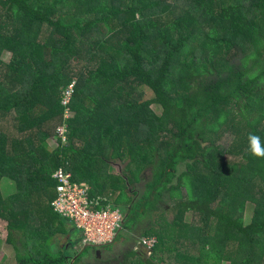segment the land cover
<instances>
[{"label":"trees","instance_id":"1","mask_svg":"<svg viewBox=\"0 0 264 264\" xmlns=\"http://www.w3.org/2000/svg\"><path fill=\"white\" fill-rule=\"evenodd\" d=\"M0 18L8 244L16 231L38 252L67 234L51 207L53 175L64 169L123 213L115 242L156 238L152 255L132 250L119 264H264V158L247 151L249 133L264 145V0H0ZM73 82L67 143L55 144ZM133 82L154 98L131 103ZM221 131L233 138L228 148L216 141ZM119 164L125 170L111 174ZM167 210L174 219L157 220ZM70 254L19 261L72 264Z\"/></svg>","mask_w":264,"mask_h":264},{"label":"built area","instance_id":"2","mask_svg":"<svg viewBox=\"0 0 264 264\" xmlns=\"http://www.w3.org/2000/svg\"><path fill=\"white\" fill-rule=\"evenodd\" d=\"M77 83L73 82L64 91L62 106L66 109L64 117L55 130V139L60 138L64 144L67 143V122L73 117L68 107L71 104ZM56 187V197L51 203L53 212L67 220L83 235L84 246L100 248L112 245L119 234L123 231L124 217L120 210H115L108 205L102 207L104 201L100 198L91 199L90 189L86 184L73 182L72 174L59 169L53 175ZM101 207L102 209H98ZM157 243L156 238L143 239L140 247L144 248L150 255Z\"/></svg>","mask_w":264,"mask_h":264},{"label":"rangeland","instance_id":"3","mask_svg":"<svg viewBox=\"0 0 264 264\" xmlns=\"http://www.w3.org/2000/svg\"><path fill=\"white\" fill-rule=\"evenodd\" d=\"M184 7H187V4H185ZM2 19V18H0ZM5 20V19H2ZM8 22V21H3V26L4 23ZM166 32L168 33V35L173 34V32L170 31L169 28L166 29ZM11 58L10 53L6 52V54H3L2 59L3 61H9ZM78 81V80H77ZM79 82V81H78ZM128 87L131 88V92L129 93L130 96V101L131 103L134 104H142L145 102H148L150 100H152L154 98V94L152 93V91H150L148 88L139 85L137 82H133L128 84ZM230 104H228L229 106ZM233 109V107H231ZM154 110L156 112V114H158L159 116L162 115V111L161 108L159 107H154ZM60 121H56V123L54 124L55 126H53V131L51 133L52 137H55V132L54 130L57 129V127L59 126ZM56 128V129H55ZM218 137H216V141L218 144H221L223 146H225L226 148H228L231 144V142L233 141V138L231 136L230 133L228 132H219V134L217 135ZM242 139V138H241ZM241 139H239L238 141H240ZM52 149L56 148V145L52 142L51 145ZM126 165H121L119 164L118 167L113 166L112 168L109 169V172L113 175H117L119 174L122 170H125ZM201 173L204 172V170H200ZM150 177V175L148 176ZM141 184V183H140ZM144 186V183L141 184V187ZM2 189L5 195H10L14 192L12 185H2ZM185 191V190H184ZM184 196L187 198V194L185 193ZM120 203H124L125 199L124 198H118ZM115 202V200H114ZM168 215L167 214H161L157 220L160 219H164L166 221V223H169L170 220H173L174 217L170 214L171 210H167ZM252 215V209H248L247 212L244 214V219L248 222L251 218ZM188 218H186V220L188 222H191L194 220V214H188L187 215ZM7 222H0V230L2 231V234L0 235V240H1V244H0V264H15V261L17 262L16 257L14 252L12 251V245H5L4 242L7 240L8 238V230L5 229V227L7 226L6 224ZM139 231L141 232V229H139ZM14 234V239L20 240L24 242V237H21L19 235L18 232L13 231ZM139 238L135 237L133 235V240L130 239V237H124L121 240H118L117 242H115L111 248L110 251L108 250H101L100 254V259L96 260L95 259V251H93L94 253L88 256L83 257L82 262L80 264H119L122 255L126 252L132 251V250H136L135 247L136 245L134 244L136 240H138ZM43 242V241H41ZM16 244L14 243L13 246H15ZM51 243L49 242V248L46 247L43 243H42V247L40 248V250L35 249L36 247L25 241L24 242V247L23 244H18L17 247L22 251V257L26 260H28L29 262H33L36 261V259L38 257H41L42 260L44 261V259H47L46 261H48V258H50L51 256L54 258L55 256H57L59 253L62 254L64 253V248L62 246V243H53L52 247V251H51ZM59 245L62 246V248H59ZM82 250V248H80V250H78V252H80ZM147 253V252H146ZM144 253V255L146 254ZM149 255V254H147ZM3 258H5L3 260ZM57 259V258H56ZM119 262H118V261ZM123 263V262H121ZM137 264H140L139 260H136ZM172 260L169 261L167 260V264H171ZM178 264V263H176ZM226 264V263H224Z\"/></svg>","mask_w":264,"mask_h":264},{"label":"crops","instance_id":"4","mask_svg":"<svg viewBox=\"0 0 264 264\" xmlns=\"http://www.w3.org/2000/svg\"><path fill=\"white\" fill-rule=\"evenodd\" d=\"M66 229H67V234L64 235V236L63 235H58V237L54 240V243H59L60 241H62L64 239L65 240L64 244L68 245L69 246V249H68L69 252H72V240L70 241L67 238H69V237L71 238L73 235H75V236L72 237L73 241H78V247L83 249L84 246H82L83 238H82L81 232H79L77 229H75V227L73 225H71V224H68L66 226ZM4 244L8 245L7 240L5 241ZM15 244L18 245V244H22V243H21L20 240H17V241L15 240ZM14 254H15V257H16L15 260H17V262L15 261V264H21V262L19 261V254L18 253L17 254L14 253ZM4 259L5 258H3V260Z\"/></svg>","mask_w":264,"mask_h":264},{"label":"flooded vegetation","instance_id":"5","mask_svg":"<svg viewBox=\"0 0 264 264\" xmlns=\"http://www.w3.org/2000/svg\"><path fill=\"white\" fill-rule=\"evenodd\" d=\"M73 236H75V235H73ZM73 236H72V237H73ZM72 237H71V238L69 237V238H67V239L70 240V241H71V240L73 241V238H72ZM64 241H65V240L63 239V240L60 241L59 243H62V246H63L64 250H65V251L67 250V251L69 252V250H68V249H69V246H68V245H65V244H64ZM73 242H74V245L76 244V246L72 247V252H69V253H71L70 255H73V257L71 258V261H70L72 264L77 260V258H78L77 256H78V254H80V252H81V251L78 252V250H80V247H78V241H73ZM134 244L136 245L135 249H136L137 251L140 250V252H141L142 254L146 253V250H145L144 248L140 247V245H139L140 243L135 242ZM9 245H12V249H13L12 251H13L14 253H16V254L18 253V254L22 255V251H23V250L19 249V248L17 247V245H16V246H13V244H10V243L8 244V246H9ZM62 246L59 245V248H62ZM72 246H73V245H72ZM18 250H20L21 252L18 251ZM100 252H101V251H100ZM100 252H95V259L97 258L96 256H98V258L100 259V254H99ZM138 252H139V251H138ZM96 260H97V259H96ZM81 262H82V261H81ZM118 262H119V261H118ZM67 264H68V263H67Z\"/></svg>","mask_w":264,"mask_h":264},{"label":"clouds","instance_id":"6","mask_svg":"<svg viewBox=\"0 0 264 264\" xmlns=\"http://www.w3.org/2000/svg\"><path fill=\"white\" fill-rule=\"evenodd\" d=\"M247 140H248L247 151L250 154V156L253 158H264V145H262L261 143L260 136L253 133H249ZM100 248H104V247H100ZM100 251L101 250H97V252Z\"/></svg>","mask_w":264,"mask_h":264},{"label":"water","instance_id":"7","mask_svg":"<svg viewBox=\"0 0 264 264\" xmlns=\"http://www.w3.org/2000/svg\"><path fill=\"white\" fill-rule=\"evenodd\" d=\"M82 238H83V235H82ZM74 246H76V244ZM82 246H84L83 241H82ZM84 247H89V246H84ZM90 248H91V251L89 252L88 255H90V254L92 255L94 253L93 251L97 252V250L100 249V248H92V247H90ZM88 255H86V256H88Z\"/></svg>","mask_w":264,"mask_h":264}]
</instances>
